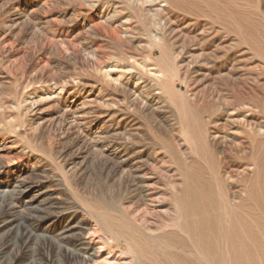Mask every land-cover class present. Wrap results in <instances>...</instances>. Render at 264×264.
Listing matches in <instances>:
<instances>
[{
    "label": "rangeland",
    "instance_id": "374dc122",
    "mask_svg": "<svg viewBox=\"0 0 264 264\" xmlns=\"http://www.w3.org/2000/svg\"><path fill=\"white\" fill-rule=\"evenodd\" d=\"M263 50L264 0H0V264H77L85 236L98 264H134L100 217L172 231L200 109L234 103L209 136L244 150L264 124Z\"/></svg>",
    "mask_w": 264,
    "mask_h": 264
},
{
    "label": "bare ground",
    "instance_id": "6f19581e",
    "mask_svg": "<svg viewBox=\"0 0 264 264\" xmlns=\"http://www.w3.org/2000/svg\"><path fill=\"white\" fill-rule=\"evenodd\" d=\"M163 54L161 59L169 61L165 51ZM152 56L153 53L150 58ZM224 82L235 91L228 78ZM233 104L224 99L216 104L209 102L207 119L201 114L203 110L199 111L200 118L187 136V140L194 143L195 152L198 151L199 161L179 164L182 183L174 200L176 211L171 219L172 231L152 240L132 228L129 221L122 223L127 228H124L125 231L100 217L101 227L119 236L121 244L133 255L134 264H161V258L166 259L168 264H192L170 253L168 248L171 244L183 253L192 249L199 264H264V137L260 139L258 134L264 124L261 126L253 122V118L246 122L242 134L248 142L247 150L242 145H226L223 138L217 137L212 141L209 136L210 133L220 134L219 131L230 124L229 120L222 119L225 116L222 111ZM259 114L264 116V98L260 101ZM221 120L223 123L220 125ZM247 167L252 168L251 174ZM235 176L236 179H233ZM237 186L245 192V199L235 204L232 200L237 197L234 190ZM180 234L187 235L188 239L184 240ZM103 242L102 238L94 242L85 236L78 243L77 264H98L101 250L105 248ZM110 259L115 263L118 261L116 257ZM112 261L107 264H114Z\"/></svg>",
    "mask_w": 264,
    "mask_h": 264
}]
</instances>
